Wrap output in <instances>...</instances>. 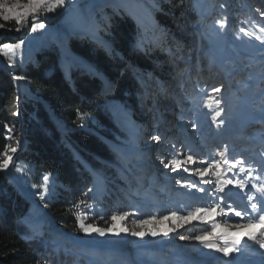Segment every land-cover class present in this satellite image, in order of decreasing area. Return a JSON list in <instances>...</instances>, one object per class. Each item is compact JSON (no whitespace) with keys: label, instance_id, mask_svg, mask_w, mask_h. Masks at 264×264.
<instances>
[{"label":"rangeland","instance_id":"374dc122","mask_svg":"<svg viewBox=\"0 0 264 264\" xmlns=\"http://www.w3.org/2000/svg\"><path fill=\"white\" fill-rule=\"evenodd\" d=\"M70 1L65 0L62 7L52 12L40 10L36 22L43 23L45 27L35 32L31 30V18L18 26L14 20L4 21L0 17V42L12 39V34L18 35L12 40L21 39L0 45V70L13 79L18 97L24 95L30 100L41 101L29 92L28 81L21 77L16 79L17 76L13 73L27 64L37 65L38 60H44L50 54L56 58V65L65 77L70 78L72 72L85 73L99 75L106 82L103 75L98 74L85 59L70 50L69 42H92L112 53L115 44L109 27L115 18L124 16L130 17L135 24L133 44L137 49H159L160 54L156 55L159 57L161 54L173 57L174 53L179 52L180 78L184 80L190 72L189 80L194 97L186 94L184 84L181 83L179 96L186 101L184 105L175 102L172 109L160 108L162 95L171 94L168 88L161 93L162 84L155 79L154 74L142 79L151 121L154 120L153 112L159 119L153 123L148 121L147 125L131 121L137 127L136 134H125L126 137H123L112 132L113 143L103 139L109 141L121 157L119 166L127 168L137 182L129 181L126 176L121 178L122 175L120 179H114L95 172L87 195L68 201L66 209L76 220L79 216L85 224L106 229L115 223L117 229L126 228L129 231L120 232L119 235L114 232H107L103 236L98 233L86 234L80 229L77 220L82 237L76 238L56 227L53 217L45 211L41 232L36 233L31 228L36 220L29 213L30 204L21 223L35 239L41 240L49 250L47 253H56L61 248L64 255L75 258V264H78L76 258L81 256L86 258L87 264H189V261L209 264L214 259L218 260L217 263H224V260H220L226 259L222 252L207 248L192 237L204 234L208 241L223 247L226 243L230 245L235 235L246 237V232L257 229H237L234 221H228L229 214L234 212L229 211L226 206L240 212L242 207L243 211L250 207V192L243 191L246 187L241 189L235 186V196L243 194L242 203L239 204L236 201L231 203L227 195L233 188L224 186L222 192L219 189L221 182L226 179L232 180L234 184L235 181L244 183L249 180L252 188L254 185L257 188L264 185V32L261 31L264 29V22L259 23L251 9L237 0H84L69 7ZM16 2L17 0H0V3L8 6ZM19 2L25 4L27 0ZM186 3L192 7L189 12L195 17L193 21H188V26L182 23L187 17L180 19L173 13V8L184 7ZM162 20L168 21V25L165 26ZM17 27H20L19 31L16 30ZM184 28L198 42L195 46H189L182 54L179 48L184 39ZM246 32H253L262 39L257 40L255 36L246 35ZM200 40L203 44L199 43ZM21 42L23 43L19 48H3L5 44L16 45ZM163 75L165 82L172 80V75L167 70H164ZM217 88L220 89L219 92L215 91ZM230 88L235 90L232 97L228 93ZM117 104H121L123 113L129 116L127 101H112L105 108L114 123L116 121L112 109ZM47 109L56 119L52 120L59 136L65 138L67 130L71 129L55 118L48 107ZM165 114L168 118L162 117ZM17 116L20 119L19 113ZM91 122L96 128L104 130L96 120L92 119ZM84 129L96 133L91 129ZM22 150H28L25 142L15 152L9 150L5 156V160L7 156L13 158L7 169L2 168L7 182L9 183L8 174L12 173L15 180L19 182L21 179L18 187L26 197L35 202L52 203L59 194L57 187L64 186L58 185L52 173H42L38 179L35 178L31 165L14 159ZM220 152H224L225 156L221 157ZM133 153L146 154L151 164L159 163L156 175L147 179L146 175L138 172L135 163L129 164ZM189 155L193 157V163H187ZM224 159L228 163H224ZM172 160L183 162L182 166L175 171L172 170L174 165L165 167V163ZM239 160L244 161V172L239 171L240 165L235 169L231 168V164ZM217 162H220L219 169L215 167ZM185 167L188 171H184ZM205 167L208 172L203 176L199 175L196 169ZM18 168L20 171H17ZM226 171L230 173L226 175ZM217 172L220 173L219 178ZM45 176L54 180L53 192L47 197L43 189ZM158 177L164 183L155 182ZM10 181L13 182V179ZM106 195L110 197L106 198ZM255 195H259L258 203L264 204L261 194L257 192ZM88 196L95 200L91 201ZM196 208L212 210L188 216ZM222 208L226 214H220ZM125 213L128 215L123 220L113 222L110 219L113 214L119 216ZM172 213L185 219H174ZM243 213L246 216L253 215L252 212ZM163 217L169 218L162 220ZM141 220L150 222L141 227ZM213 222L219 225L215 229ZM150 230H157L160 234L155 237L150 234L144 237L131 234L133 231L148 233ZM166 230H171L168 236L162 234ZM181 236L189 239L182 240ZM98 244L121 245L124 250L101 251L96 249Z\"/></svg>","mask_w":264,"mask_h":264},{"label":"trees","instance_id":"16d2710c","mask_svg":"<svg viewBox=\"0 0 264 264\" xmlns=\"http://www.w3.org/2000/svg\"><path fill=\"white\" fill-rule=\"evenodd\" d=\"M237 2L249 7L259 23L264 22V0ZM191 8L188 3L184 7L173 8L177 18L187 17L182 20L184 26L195 19L189 12ZM167 22L162 20L165 26L168 25ZM186 29L183 30L184 39L179 48L182 54L189 46H195L198 42L193 34L190 36L186 33ZM109 30L115 44L112 53L92 42H69L70 50L85 59L98 74L106 78V82L99 75L85 73L72 72L70 78L65 77L52 54L44 60H38L37 65L27 64L13 73L26 79L29 92L39 97L55 118L71 129L67 130L65 138L59 136L43 104L24 95L18 97L13 79L0 70V163L5 160V152L18 148L25 142L28 150L19 151L14 159L33 166L35 178L38 179L42 173H52L58 185L68 189L57 187L59 194L52 203L37 200L36 203L53 217L56 227L76 238H81L82 234L77 220L66 207L69 200L81 199L83 195H87L95 172L114 179H120L122 175L121 178L126 176L129 181L137 182L127 168L119 166L121 157L103 141L106 139L113 143L112 132L126 137L115 125L105 106L112 101H127L126 107L131 118L142 124H147L148 121L153 123L155 119L151 121L149 103L141 83L149 74H154L155 79L162 84L161 93L165 88L171 93L161 97L160 105L165 109H172L175 102L184 105L179 96L181 83L184 84L186 94L194 97L189 80L190 72L184 80L180 78L179 52L174 53L173 57L165 54L159 57L156 56L160 54L159 49H137L133 44L136 27L128 16L115 18ZM12 31L15 33L14 29ZM12 39L2 40L0 45L21 40ZM199 43L203 44L201 40ZM156 67L161 69L157 70ZM164 70L172 75L171 81L165 82ZM228 93L231 97L235 95L232 90ZM136 95L141 97L137 98ZM92 119L104 130L93 126ZM110 195H106V198ZM88 197L91 201L94 200L91 196ZM105 201L104 203L107 202ZM28 207L29 204L7 182L0 168V264H75V258L64 255L61 248L56 253H47L49 250L45 249L41 240L23 238L31 235L21 223ZM76 259L78 264L88 263L82 256Z\"/></svg>","mask_w":264,"mask_h":264},{"label":"snow or ice","instance_id":"6c2138e0","mask_svg":"<svg viewBox=\"0 0 264 264\" xmlns=\"http://www.w3.org/2000/svg\"><path fill=\"white\" fill-rule=\"evenodd\" d=\"M65 3V0H27V3L25 4H21L19 2V0H17L16 3H13L11 6H8L6 3H0V17H2V19L4 21H9V20H14L15 23L19 26L22 25L23 23H26L27 20L29 18H31V20L33 21L32 23V31L35 32L37 31V29H43L45 27V25L43 23H37V13L42 10V9H46L49 12L55 11L57 8L62 7ZM17 31L20 30V27H17L16 29ZM241 31H245L244 29H241ZM262 32H264V29H261ZM248 36H255V38L257 40L262 39L261 36H256L255 33L253 32H246L245 33ZM23 42H21L20 44H16V45H10V44H5L3 45L4 49H12V48H19L21 46ZM16 79H21L20 77H17ZM216 92H219L220 89L217 88L215 89ZM217 104H219V101H216ZM209 107L211 106L210 104L208 105ZM217 115H219V112L217 113ZM154 139H158V138H154ZM12 152L16 151V148H11L10 149ZM5 155H7V152L4 153ZM219 155L221 157L225 156L224 152H220ZM12 156H7V159L3 161V163H0V168H4L7 169L9 166V163L12 161ZM193 157L191 155H189L187 157V163H193ZM224 163H228L227 159L223 160ZM183 162H179L176 160H172L169 163H165V167H169L170 165H174L175 167L172 168L173 171L176 170L177 167H181ZM244 164L243 160H239L236 161L234 163L231 164V168L235 169L238 165H240L239 167V171L240 172H244L245 168L242 166ZM215 167L217 169L220 168V162H217L215 164ZM17 171H20V169L18 168ZM184 171H188V169L185 167ZM197 173L201 176L205 175L208 172V168H197L196 169ZM217 177L219 178L220 173L217 172L216 173ZM45 182H47L48 177L45 176L44 177ZM205 183H207V181H205ZM234 182L230 179L227 180H223L221 182V187H220V191H224V186L227 184H233ZM235 186L243 189L245 187L244 183L241 181H235ZM192 187H195V185H192ZM255 187V185H254ZM201 191H203V189H200ZM257 192H259L261 194V198L264 199V185L259 186L257 189ZM45 191H47V187L45 185ZM256 197L254 196H249L248 200L251 202L253 200H255ZM229 211L234 212V215L237 217L241 218V222H237L234 227L237 229H253V228H259V232H246L245 236L247 237L248 240L253 241L257 244H259L260 248H264V204H257V203H251L250 207L252 209L253 213H256L257 215H251L249 214L247 216V218L245 219V214L240 212V211H236L235 209H232L231 206H226ZM212 209H200V208H196L194 210V212H189L188 216H192L195 213H200V212H207V211H211ZM220 214H226L224 212V209H220ZM128 215L127 213H125L124 215H116L113 214L110 219L115 222L118 219L119 220H123L124 217ZM172 218L174 219H185V217L180 216L178 217L176 213H172L171 214ZM169 217H163V219H168ZM155 218H153L154 220ZM78 223H79V227L80 229L86 233V234H91V233H98L99 235L103 236L105 235L107 232H114L116 235H119L120 232H127L129 231L126 228H119L117 229L116 224L113 223V225L111 226V228H99L94 226L93 224H85L84 221L82 219L79 218V216L77 217ZM150 221H139V225L142 227L143 225L149 223ZM225 223H228V221H225ZM219 225L216 224L215 222H213V229H215L216 227H218ZM171 230H166L164 231L162 234L164 236H168L169 232ZM131 234L133 236H137V237H144L146 234H150L152 236H157L158 234H160L157 230H150L148 233H146L145 231H133L131 232ZM211 233H208V235H210ZM193 239H196L198 241H200L202 244H204L205 247L210 248V249H215L218 252H222L224 256H229L231 253L238 251L239 249L237 248V245H239L241 243V240L244 239V237H236L233 238L231 240V245H228L227 243L225 244V246L220 247L217 244H215L212 241H208L205 238V235L202 234L200 236H195L192 237ZM180 239L184 240V239H189V237L186 236H181Z\"/></svg>","mask_w":264,"mask_h":264},{"label":"bare ground","instance_id":"6f19581e","mask_svg":"<svg viewBox=\"0 0 264 264\" xmlns=\"http://www.w3.org/2000/svg\"><path fill=\"white\" fill-rule=\"evenodd\" d=\"M84 0H71L70 1V3H69V7H73V6H76V5H78V4H80V3H82ZM44 10V9H43ZM46 10V9H45ZM10 69H11V65H10ZM37 100H40V98L39 97H37ZM40 102H42V101H40ZM112 112H113V114L115 115V121H116V124L118 125V127L121 129V130H123V131H125L127 134H129V135H134V134H136L137 133V127H135L134 126V123L133 122H131L132 120H128V117L123 113V111H122V106H121V104H117L113 109H112ZM146 169H147V167H145ZM31 169V168H30ZM26 170V172L27 173H29V169L28 168H26L25 169ZM10 173V172H9ZM230 173V172H229ZM227 171H226V175H228L229 174ZM17 177V176H16ZM8 179L9 180H12L13 179V182H11L12 184H14V185H16V187H18V185H19V182H20V180L21 179H19L18 177H17V179H19V182L17 181V180H15V178H14V175L12 174V173H10V174H8ZM227 180V179H226ZM254 181V180H253ZM9 182V183H10ZM43 182H44V185H46V187H47V191H45V186H44V194H45V196L47 197L48 195H50V194H52V192H53V183H54V180L53 179H50L49 177H48V180H47V182H45V180H43ZM264 182V181H263ZM245 184V187L246 188H244V192L247 190L248 192H250L249 193V196H254V197H256V199L255 200H253V201H251L249 204H251V203H257V204H259L258 202H259V200H258V197L257 196H259V195H255L257 192V187L255 186L254 188H252L251 187V185H250V181L249 180H245V182H244ZM253 183V182H252ZM257 184V183H256ZM260 184V183H259ZM225 187L226 188H233L232 190H230V191H228V194L227 195H229V199H230V202L231 203H233V202H237V204H239V203H242V197H243V194H240V196H235L236 194L235 193H237V190H235V184L233 183V184H227V185H225ZM19 188V187H18ZM256 191H255V190ZM234 191H236V192H234ZM231 194H230V193ZM247 192V193H248ZM256 192V193H255ZM24 193V192H23ZM25 195V194H24ZM26 196V195H25ZM29 201H30V207L31 208H29L30 209V211H29V213H30V215L31 216H33L34 217V219L36 220V224L34 225V226H32L31 228H33V231L34 232H36V233H38L39 231L41 232V228H42V224H43V222H44V218H45V212L43 211V209L41 208H38V207H35V206H37V203H33L34 202V200L33 199H29L28 197H26ZM33 201V202H32ZM31 204H32V206H31ZM35 205V206H34ZM242 209V210H241ZM241 209H239V210H241L242 211V213L245 211V212H247V213H250V212H252V209H251V207H247L244 211H243V207L241 208ZM44 213H43V212ZM245 214V213H244ZM247 218V216L245 215V219ZM229 220H232V221H234L235 222V224L237 223V222H241V218L240 217H237V216H235L234 215V213H230L229 214V216H228V221ZM254 232H256V233H258L259 232V228H257ZM241 237H244L243 235H240ZM235 237V236H234ZM241 241H249L248 239H247V237H244V239H242ZM85 246H86V244H85ZM247 246H249V247H247L244 251H241V249H244V248H240V250H238V251H235V252H233V253H231L230 255H229V257L228 258H230L229 259V261L226 263V264H240V262H239V258H245L244 256H243V254H252V253H254V251H258L259 249V244H257V243H255V242H253V241H251V242H248L247 243ZM258 246V247H257ZM96 249H99V250H108V249H115V250H117V251H121L122 249H121V245H118V246H116V245H110V244H98V247L96 248ZM263 249H261L260 251H262ZM241 251V252H240ZM259 251V252H260ZM231 260V261H230Z\"/></svg>","mask_w":264,"mask_h":264},{"label":"water","instance_id":"95a60500","mask_svg":"<svg viewBox=\"0 0 264 264\" xmlns=\"http://www.w3.org/2000/svg\"><path fill=\"white\" fill-rule=\"evenodd\" d=\"M4 32V31H3ZM12 34V33H11ZM12 36V38H16V37H18V35H11ZM42 104H43V106L45 107V109L48 111V109H47V106H46V104L42 101L41 102ZM49 112V111H48ZM49 114H50V116H51V118L53 119V120H56V119H54V117L51 115V113L49 112ZM90 132V131H89ZM91 133H93V134H96V133H94V132H91ZM106 144H108L109 146H111L112 147V145L108 142V141H106V140H103ZM30 168H31V170L33 171V166H30ZM9 180V179H8ZM9 182H10V180H9ZM11 183V182H10ZM12 184V183H11ZM14 185V184H13ZM15 187H16V185H14ZM17 189H18V193L25 199V201L27 202V203H29L30 204V201L26 198V196L24 195V193H23V191L20 189V188H18V187H16ZM33 202V201H32ZM33 203H36L35 201L33 202ZM37 207L38 208H40L41 209V207L40 206H38L37 205ZM44 212H45V210H43ZM23 238H25V237H23ZM33 238V236H30V237H28V238H25V239H28V240H30V239H32Z\"/></svg>","mask_w":264,"mask_h":264}]
</instances>
